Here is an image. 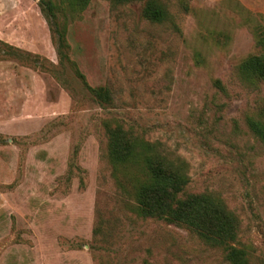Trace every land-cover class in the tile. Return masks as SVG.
Segmentation results:
<instances>
[{
    "label": "rangeland",
    "instance_id": "obj_1",
    "mask_svg": "<svg viewBox=\"0 0 264 264\" xmlns=\"http://www.w3.org/2000/svg\"><path fill=\"white\" fill-rule=\"evenodd\" d=\"M158 1L162 22L147 0H91L67 16L62 54L40 0H0V264H230L193 230L139 213L145 176L111 162L113 124L184 159L189 192L221 197L249 264H264V141L248 123L264 79L241 72L264 53V0Z\"/></svg>",
    "mask_w": 264,
    "mask_h": 264
},
{
    "label": "trees",
    "instance_id": "obj_2",
    "mask_svg": "<svg viewBox=\"0 0 264 264\" xmlns=\"http://www.w3.org/2000/svg\"><path fill=\"white\" fill-rule=\"evenodd\" d=\"M91 0H40L50 25L55 26L57 48L64 54L68 48L67 16L80 14ZM113 4L134 0H109ZM60 13L65 21L59 20ZM144 16L154 22H162L168 16L158 0H147ZM244 76L264 79V53L247 57L241 65ZM76 72L101 104L113 101L105 86L88 84L85 75L76 66ZM218 87L223 88L220 80ZM252 131L264 141V107L258 116L248 118ZM107 151L115 167L138 166L145 180L135 185V197L141 215L185 226L198 234L206 243L220 247L230 264H249L245 250L238 246L240 222L225 201L214 192H189V174L185 160L174 158L158 150L157 143L146 141L133 129L113 124L107 127Z\"/></svg>",
    "mask_w": 264,
    "mask_h": 264
}]
</instances>
